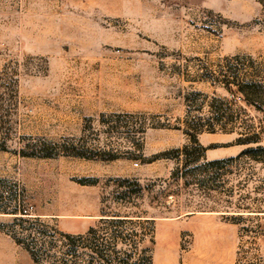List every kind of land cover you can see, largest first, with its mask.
Returning <instances> with one entry per match:
<instances>
[{
	"label": "rangeland",
	"instance_id": "rangeland-1",
	"mask_svg": "<svg viewBox=\"0 0 264 264\" xmlns=\"http://www.w3.org/2000/svg\"><path fill=\"white\" fill-rule=\"evenodd\" d=\"M253 82L264 0H0V209L28 212L0 264H64L90 228L110 264H264V163L229 162Z\"/></svg>",
	"mask_w": 264,
	"mask_h": 264
},
{
	"label": "trees",
	"instance_id": "trees-1",
	"mask_svg": "<svg viewBox=\"0 0 264 264\" xmlns=\"http://www.w3.org/2000/svg\"><path fill=\"white\" fill-rule=\"evenodd\" d=\"M238 94L242 97L243 101L246 105L253 108L257 113L262 115V119L259 122L258 127H254L253 125H248L245 123H240V127L242 129L241 133H238V138L236 140V144L240 146H244L245 149L238 155L236 158L229 160L231 163H238L243 159H249L255 163H264V146L262 145L263 137H264V85L261 83H249L243 84L238 89ZM217 123L224 122L226 125L230 123H236L239 118H236L232 114H227L226 112L222 115L215 118ZM194 143H196V137H193ZM76 157H84L81 154H72ZM210 165H219L221 162H211ZM0 214H12V215H28L27 211L24 212H13V213H5L0 209ZM104 217L102 223H109L112 225H123L127 223V220L130 219L129 216H119V215H103ZM20 222H24L25 218L22 216L21 218H16ZM39 218H36L35 221L28 222H38ZM97 234V230L94 228H90L89 231L85 235H61L64 240V246L66 247L65 252L63 253V257L66 259L64 264H82V262L78 261H86V264H110L115 260L111 258L112 256H107L105 251L101 250L99 245L95 246L93 242H91V238L95 237ZM19 244L20 242L17 241ZM116 246V245H114ZM113 246V251L116 250ZM81 248H85L87 252H80ZM26 250L30 254L34 264H39V259H41V255L39 251L35 252V250L31 248H27ZM116 255L120 252L115 251ZM125 258L118 259L121 264H151V260L149 257H139L138 259L133 260L134 253L133 252H125ZM86 259V260H84Z\"/></svg>",
	"mask_w": 264,
	"mask_h": 264
}]
</instances>
